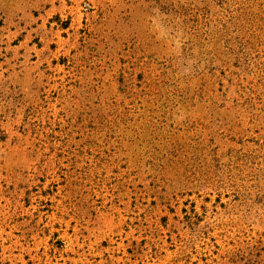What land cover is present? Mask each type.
<instances>
[{
    "label": "rangeland",
    "instance_id": "374dc122",
    "mask_svg": "<svg viewBox=\"0 0 264 264\" xmlns=\"http://www.w3.org/2000/svg\"><path fill=\"white\" fill-rule=\"evenodd\" d=\"M0 264H264V0H0Z\"/></svg>",
    "mask_w": 264,
    "mask_h": 264
}]
</instances>
